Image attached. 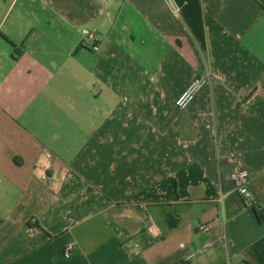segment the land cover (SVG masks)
Instances as JSON below:
<instances>
[{
	"label": "crops",
	"instance_id": "obj_1",
	"mask_svg": "<svg viewBox=\"0 0 264 264\" xmlns=\"http://www.w3.org/2000/svg\"><path fill=\"white\" fill-rule=\"evenodd\" d=\"M172 1L0 0V264H264V0Z\"/></svg>",
	"mask_w": 264,
	"mask_h": 264
},
{
	"label": "built area",
	"instance_id": "obj_2",
	"mask_svg": "<svg viewBox=\"0 0 264 264\" xmlns=\"http://www.w3.org/2000/svg\"><path fill=\"white\" fill-rule=\"evenodd\" d=\"M168 4L170 5V9L172 14L175 17L180 16V9L177 7L172 0H166ZM82 34L84 36V43L86 46H88L89 50L92 52L99 51V42L96 32L84 29L82 30ZM210 83V74H207V76H197L190 84L189 86L179 95V97L176 100V107L179 110H185L189 107V105L193 102L195 99L196 94L204 88L206 85ZM233 170L229 175V179L231 183L233 184V187L235 191L245 199L247 204H252L250 199V181L252 178L251 171L243 165L241 162L235 161L233 163ZM42 164L40 163L37 167V170H42ZM58 183L55 182L54 185L56 186ZM199 230L201 232H207L208 226L202 225L199 227ZM74 250V246L70 245L65 250V256L70 257L72 252ZM240 264H246L245 262H241Z\"/></svg>",
	"mask_w": 264,
	"mask_h": 264
},
{
	"label": "trees",
	"instance_id": "obj_3",
	"mask_svg": "<svg viewBox=\"0 0 264 264\" xmlns=\"http://www.w3.org/2000/svg\"><path fill=\"white\" fill-rule=\"evenodd\" d=\"M248 205H250V204H248ZM250 206H252V208H254L255 209V211H256V213H257V215H258V218H259V220L261 221V222H263L264 221V214H263V212H262V210H260V208H259V206L258 205H253V204H251ZM174 219L173 218H169V224H170V228L171 229H173L176 225L172 222Z\"/></svg>",
	"mask_w": 264,
	"mask_h": 264
},
{
	"label": "rangeland",
	"instance_id": "obj_4",
	"mask_svg": "<svg viewBox=\"0 0 264 264\" xmlns=\"http://www.w3.org/2000/svg\"><path fill=\"white\" fill-rule=\"evenodd\" d=\"M83 35V34H82Z\"/></svg>",
	"mask_w": 264,
	"mask_h": 264
}]
</instances>
